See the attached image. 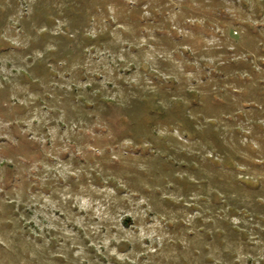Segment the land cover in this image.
I'll list each match as a JSON object with an SVG mask.
<instances>
[{
    "label": "rangeland",
    "instance_id": "rangeland-1",
    "mask_svg": "<svg viewBox=\"0 0 264 264\" xmlns=\"http://www.w3.org/2000/svg\"><path fill=\"white\" fill-rule=\"evenodd\" d=\"M0 264H264V0H0Z\"/></svg>",
    "mask_w": 264,
    "mask_h": 264
}]
</instances>
